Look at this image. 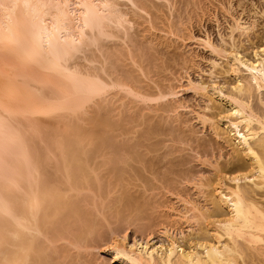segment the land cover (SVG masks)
<instances>
[{"label": "bare ground", "instance_id": "6f19581e", "mask_svg": "<svg viewBox=\"0 0 264 264\" xmlns=\"http://www.w3.org/2000/svg\"><path fill=\"white\" fill-rule=\"evenodd\" d=\"M252 3L0 0V264H87L104 224L152 214L198 227L113 239L114 259L264 264V4ZM203 20L219 41L194 34ZM187 22L207 68L170 50ZM197 65L207 79L183 85L206 99L195 108L176 74ZM168 193L183 206H165Z\"/></svg>", "mask_w": 264, "mask_h": 264}, {"label": "rangeland", "instance_id": "374dc122", "mask_svg": "<svg viewBox=\"0 0 264 264\" xmlns=\"http://www.w3.org/2000/svg\"><path fill=\"white\" fill-rule=\"evenodd\" d=\"M156 1H159V0H156ZM234 1V3H236V1L237 0H233ZM243 1V4L245 5V6H251L250 4H251V2L252 1H254V3H252L253 5H255V6H258L259 8H260V6L261 5H263L264 4V0H242ZM248 4V5H247ZM258 4V5H257ZM259 4H261V5H259ZM237 5V4H236ZM252 5V6H253ZM247 7V9L248 10H251V9H253L254 8V6H253V8L252 7ZM148 10L150 9V8H147ZM153 9V8H152ZM153 10H155V9H153ZM239 10H240V8H239ZM257 19H259V23H261V21H262V25H264V23H263V19H262V17H257ZM155 22L156 21H158V22H156V23H160V27H161V21H160V19L158 20V19H155L154 20ZM160 21V22H159ZM211 21V22H210ZM214 20H209V21H204L203 20V24H204V22H205V25H203V27H196L195 25H194V28L192 27V24H190L189 25V22H187L186 23V25L184 26V29H179V30H181L180 31V33L178 32V35H179V38H178V36H176V37H174V35L172 36V35H170L169 37H170V39H169V41H171V39H172V42L170 43L167 39L169 38H167L166 40H165V38H162V37H159V36H161V34H163V32H161L159 29H156V30H151L150 31V33L148 34V36L151 34V33H154L155 31H157V32H155L154 34L156 35V33H157V35H158V39L159 38H162L163 39V42H162V39H160V42L163 44L165 41V43L166 44H163V45H165V47L167 46V45H169V43H170V45L172 46L171 48H170V50H172L173 48H174V50L176 51L177 50V52L181 55V56H188V55H190V52H193V54L194 55H197L198 56V58H197V64H199V66L200 65H202L203 67L202 68H207L208 67V65H209V60L211 59V58H213L214 56H212L213 54H211L210 53V51H208L209 49L208 48H205L202 44H199V42H197L196 40H194V39H192V38H190L188 35H189V32H190V29H194V34H196L197 36H200V37H205L206 35H205V33L207 32V31H209L210 33H211V38H212V40H215L216 42L217 41H219L218 39H219V36H218V26H217V24H216V22L214 21ZM155 23V25H156V27H158L157 26V24ZM146 24V23H145ZM208 26H207V25ZM146 25H148V24H146ZM187 25H188V27H187ZM189 26H191L190 27V29L189 30H187V29H185L186 27L187 28H189ZM206 27V28H205ZM202 28V29H201ZM197 29V30H196ZM178 30V31H179ZM183 30H185L184 32H183ZM197 31H198V33H197ZM182 32H183V34H185L184 35V37L182 38V36H183V34H182ZM188 35H187V34ZM150 36H152L153 37V35H150ZM188 36V37H187ZM175 39H173V38ZM155 39H157V38H155ZM156 40V42L158 43L159 42V40ZM177 39H179V40H177ZM181 39H184V40H181ZM175 43H174V42ZM178 41V42H177ZM168 42V43H167ZM179 43V44H178ZM163 45H159V46H157L156 45V47L158 48H163L164 46ZM170 45H169V47H170ZM178 45H180V46H178ZM178 47H179V49H178ZM183 49V50H182ZM196 52H198V53H196ZM250 52V51H249ZM183 53H185V54H183ZM192 54V53H191ZM201 58H200V57ZM216 58H218L219 59V57H216ZM208 60V61H207ZM220 61H222V59H219ZM201 63V64H200ZM198 65L197 66H194V67H189L188 69H184V70H182L181 72H179L178 74H176L177 76H178V78H179V80L177 81V85H179L180 84V86H179V88L177 89L178 91H181V93H179L178 95H179V97H180V95L181 94H183V95H181V96H184L185 97V99H191L192 98V100H193V105H194V103H195V108H197L198 106L197 105H201V104H203L204 103V101L206 100V99H204V96H201V94H195V92H193V90H190V89H188L187 90V87H186V89H185V87H183V85H185V83H187V76L188 75H190L191 77H193V79L195 80V81H200L202 78L203 79H207V77H208V74H204V72L201 70V67H199ZM197 67V68H196ZM176 69V70H175ZM175 69H173L172 68V71L173 70H175V71H177L178 72V70H177V67H175ZM174 71V72H175ZM180 71V70H179ZM184 71V72H183ZM176 72V73H177ZM185 73H187V76H186V74ZM179 74H180V77H179ZM184 75V76H183ZM182 76V77H181ZM227 77H229V78H227ZM183 78V80H181V79ZM180 80H181V82H180ZM217 80H219V81H221V82H223V83H225V81L226 82H232V76H225V75H223V77L222 76H220V78L218 77L217 78ZM230 80V81H229ZM178 82H180V83H178ZM225 85H227L228 86V84L226 83ZM200 95V96H199ZM189 96V97H188ZM187 97V98H186ZM194 97V98H193ZM195 99V100H194ZM192 100H190L191 102H192ZM184 111H187V109H183ZM192 115V114H191ZM194 122V124H195V126H196V128H198L199 129V132L200 133H198V135H204L205 134V132L207 131V133L205 134V135H209V133H210V130L208 131V130H206V128H201V125L199 124V122L198 121H196V120H194L193 121ZM198 123V124H197ZM197 129V130H198ZM205 129V130H204ZM194 163V162H193ZM197 163V167L196 168H200L201 169V167H202V170H205V169H207L208 167H205L204 165H202V166H200V164H198V162H195L194 164H196ZM210 169V168H209ZM206 171H209L208 169L206 170ZM212 172V171H211ZM210 172V173H211ZM207 175V174H206ZM209 175V174H208ZM189 185V184H188ZM190 186H192V185H190ZM193 187V186H192ZM192 189H193V192H190V191H192ZM190 193H191V195H193L192 197L195 199H197V195H199V192H198V190H196V189H194V188H191L190 189ZM168 196L166 197V198H164V197H162L161 198V202L163 201V199H164V201H163V203H165L166 201L165 200H169V201H167V203L166 204H164L165 206L167 205V206H173V204H174V206H183V204L181 203V202H179L178 201V199L175 197V195H172L171 193H168L167 194ZM172 195V196H171ZM198 197H201V194H200V196H198ZM175 200V202H174V200ZM199 200V202H201L202 200H204L203 199V197H201V198H199L198 199ZM162 203V204H163ZM178 203V205H175V204H177ZM180 203V204H179ZM170 204V205H169ZM163 209H164V207H163ZM167 210V209H166ZM130 217H131V215H129ZM128 216V217H129ZM132 216H133V219H132V217H131V219L132 220H134V219H136V218H134V216H136V215H133L132 214ZM137 216H138V214H137ZM136 216V217H137ZM141 216V215H140ZM140 216H138L137 218H138V221H137V219L136 220H134V225H133V221L132 222H130L131 220H129V218H127V220L129 221V223H127V222H125V221H127V220H125V219H123L124 221H122V220H118V221H116V219L114 218H112V220L109 222V223H106V224H104V226H105V229L103 230V231H105L104 232V236H102V238L103 239H101V238H99L98 239V241H97V243L96 244H98V246H99V243L101 244L99 247L97 246V245H95V246H97L98 248H94V247H91V250L88 248V250L89 251H86L84 248H82L81 250L83 251H80V253H79V255L82 257V258H80V260H82L83 258H86L85 259V263L87 262V264H94L95 263V259H96V262H97V259H98V261H100V262H102V260L104 261V259H105V261H107L106 263H110V264H124L123 262H121L120 260H118V259H114V257H113V251H112V245H111V242L113 241V239H118V238H120V237H123L124 235H126L127 236V239H128V241L129 242H134L135 240H145V241H147V240H149V239H152V242H155V241H157L158 243L159 242H161V241H166L167 242V240L166 239H164V238H166V236L164 235L165 233H164V231H162L161 229H165V227L167 226V227H169L170 228V230L175 234V233H179V231L178 230H184V232H189L190 231V228H189V226L193 223L194 225H191V227L193 226L194 228H196V227H198V225H197V223H195V221L193 222V220H192V222L191 221H188V222H191V223H186L185 224V222H187V221H185V222H183V220H181L180 222L182 223V225H181V223L179 222V221H176V220H174V219H171V218H167V217H163L162 219H161V217L159 218H157V215L156 214H152V218H154L155 219V217H153V216H156V219H158V221L155 219H153L154 221H156V224H157V226L159 227L160 225H159V223L161 224V226L162 227H156V226H154V225H156V224H154L153 223V225H151L152 223H151V221L153 222V220L150 218H144V219H141V220H139V217ZM148 219V220H147ZM164 219V220H163ZM143 220H144V222H143ZM149 222V224H150V227L148 226V228L146 227L145 229H150V230H148V231H146L145 229V231H143V229L141 228L140 229V226H141V224H142V222H143V224L145 223H147L148 224V222ZM150 220V221H149ZM160 220V221H159ZM167 220V221H166ZM121 221V222H120ZM170 222V223H168V225H167V222ZM118 222V223H117ZM157 222H159V223H157ZM175 222L178 224H175ZM115 223H117V225L119 224V226L118 227H120V229L117 227V225L115 224ZM136 223H138L137 225H136ZM110 224H112V228H111V226H110ZM121 224L122 225H124V226H121ZM172 224H173V226H172ZM184 224H185V226H184ZM109 225V226H108ZM113 225H114V229H113ZM164 225V226H163ZM166 225V226H165ZM152 226H154V227H152ZM182 226V227H181ZM184 226V227H183ZM118 228V229H115V228ZM124 227H125V229H124ZM135 227H137V228H135ZM152 227V228H151ZM180 227V228H179ZM104 227H102V229H103ZM177 228V229H176ZM183 228V229H182ZM111 229V230H110ZM157 229V230H156ZM108 230H110V231H113L112 233L110 232V231H108ZM118 231V230H122L121 231V233L118 231L117 233L116 232H114V231ZM124 230V231H123ZM152 230V231H151ZM174 231H176V232H174ZM193 231H195V230H193ZM147 232V233H146ZM110 233L113 235L114 233H116V234H114L113 236L111 235L110 237H109V235H110ZM148 233H150V234H148ZM163 233V234H162ZM186 233V234H187ZM121 234V235H120ZM143 234V235H142ZM109 237V239H107L108 237ZM114 237V238H113ZM143 237V238H142ZM107 239V241H106V239ZM102 240H104L103 242H102ZM109 240V241H108ZM154 240V241H153ZM107 244V245H106ZM91 251L93 252V256L92 257H90V255H91ZM99 251V252H98ZM86 252V253H85ZM88 253H90V255L88 254ZM83 254V255H82ZM89 256H88V255ZM95 254V255H94ZM90 258V261H91V258H94V259H92V261L90 262V261H88L89 259H88V257ZM87 260V261H86ZM82 261H84V260H82ZM94 261V262H93ZM89 262V263H88ZM120 262V263H119Z\"/></svg>", "mask_w": 264, "mask_h": 264}]
</instances>
